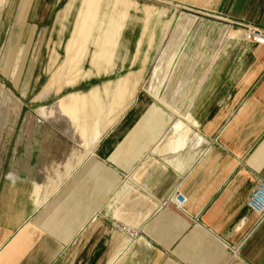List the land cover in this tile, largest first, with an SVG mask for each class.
<instances>
[{"label":"crops","instance_id":"obj_1","mask_svg":"<svg viewBox=\"0 0 264 264\" xmlns=\"http://www.w3.org/2000/svg\"><path fill=\"white\" fill-rule=\"evenodd\" d=\"M33 1L25 29L40 39L48 29L63 33L61 0ZM194 1L264 28V0ZM233 33L193 84L179 85L181 98L189 88L188 110L165 105L196 121L205 139L197 147L193 129L177 142L186 131L180 119L164 131L168 118L152 129V146L142 147L138 129L122 150L140 117L125 114L67 170L52 140L38 150L0 149V264H264V217L247 206L264 181V46ZM151 156L162 162L148 164ZM175 189L182 206L164 202Z\"/></svg>","mask_w":264,"mask_h":264},{"label":"rangeland","instance_id":"obj_2","mask_svg":"<svg viewBox=\"0 0 264 264\" xmlns=\"http://www.w3.org/2000/svg\"><path fill=\"white\" fill-rule=\"evenodd\" d=\"M33 2L0 0V149L38 150L43 138L52 140L65 169L92 155L125 114L140 117L122 150L138 129L142 147L152 146V129L168 118L164 131L179 119L177 128L185 127L177 136L183 146L192 128L166 106L188 110L189 88L181 98L179 85L193 84L208 56L225 50L226 29L240 38L241 22L194 0H61L64 32L48 29L40 39L38 30L25 29ZM195 129L197 147L205 139ZM157 161L151 156L148 164Z\"/></svg>","mask_w":264,"mask_h":264},{"label":"built area","instance_id":"obj_3","mask_svg":"<svg viewBox=\"0 0 264 264\" xmlns=\"http://www.w3.org/2000/svg\"><path fill=\"white\" fill-rule=\"evenodd\" d=\"M240 39L246 42L264 46V28L252 24L240 23ZM185 197L180 190H173L170 196L164 202L171 201L176 206H182L185 203ZM247 206L255 212L259 218L264 217V181H258L252 188L247 199ZM130 233V229L127 230Z\"/></svg>","mask_w":264,"mask_h":264},{"label":"bare ground","instance_id":"obj_4","mask_svg":"<svg viewBox=\"0 0 264 264\" xmlns=\"http://www.w3.org/2000/svg\"><path fill=\"white\" fill-rule=\"evenodd\" d=\"M233 32H235L234 30H232ZM231 34V32L228 30V29H226L225 30V33H224V40L226 41L227 39H228V37H229V35ZM179 75V74H178ZM178 77V76H177ZM175 82V81H174ZM181 88H182V85H181ZM168 97V96H167ZM164 101L167 103V101L164 99ZM182 121H184V119L182 120ZM183 123H187L188 125H190V127L193 129V127H196V125H197V123H196V121H194L193 120V118H190L189 117V119H187V121H184Z\"/></svg>","mask_w":264,"mask_h":264}]
</instances>
